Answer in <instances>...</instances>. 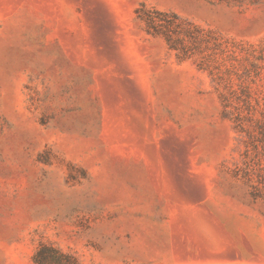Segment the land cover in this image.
I'll list each match as a JSON object with an SVG mask.
<instances>
[{
	"label": "rangeland",
	"instance_id": "rangeland-1",
	"mask_svg": "<svg viewBox=\"0 0 264 264\" xmlns=\"http://www.w3.org/2000/svg\"><path fill=\"white\" fill-rule=\"evenodd\" d=\"M0 264H264V0H0Z\"/></svg>",
	"mask_w": 264,
	"mask_h": 264
},
{
	"label": "trees",
	"instance_id": "trees-1",
	"mask_svg": "<svg viewBox=\"0 0 264 264\" xmlns=\"http://www.w3.org/2000/svg\"><path fill=\"white\" fill-rule=\"evenodd\" d=\"M37 263H41V262H37Z\"/></svg>",
	"mask_w": 264,
	"mask_h": 264
}]
</instances>
